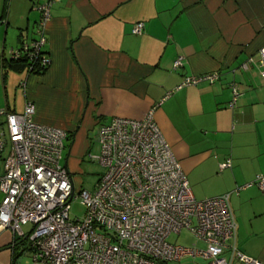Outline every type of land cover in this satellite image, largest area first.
Returning <instances> with one entry per match:
<instances>
[{"label": "crops", "instance_id": "crops-1", "mask_svg": "<svg viewBox=\"0 0 264 264\" xmlns=\"http://www.w3.org/2000/svg\"><path fill=\"white\" fill-rule=\"evenodd\" d=\"M39 1L0 0V108L19 113L29 101L36 121L65 130L68 170L88 153L90 128L142 119L156 107L194 197L230 193L264 174V79L240 68L264 46V0H60L46 26L50 65L29 74L23 61L10 66L5 52L35 37ZM137 22L144 31L133 35ZM179 56L183 66L174 69ZM213 71L216 83L173 91L185 76ZM9 72L26 82L19 97L10 95ZM231 83L240 92L234 108ZM230 205L237 248L264 264V191L254 184L232 192ZM25 240L1 231L0 264H19Z\"/></svg>", "mask_w": 264, "mask_h": 264}, {"label": "built area", "instance_id": "built-area-1", "mask_svg": "<svg viewBox=\"0 0 264 264\" xmlns=\"http://www.w3.org/2000/svg\"><path fill=\"white\" fill-rule=\"evenodd\" d=\"M59 1L35 4V37L8 51V60L23 61L29 74L50 65L44 50L46 26ZM143 31V22L131 28L133 35ZM182 66L179 56L173 68ZM250 67L264 79V46L240 65L243 70ZM219 78L218 71L185 76L173 91L214 84ZM20 85L25 89L26 82ZM230 89L229 105L234 108L240 92L235 83ZM155 109L142 119L114 117L98 126L95 140L101 151L91 160L104 166L105 173L93 192H76L71 173L62 165L66 131L36 121L29 101L19 113L0 108V232L9 230L28 240L33 264H180L184 259L193 260L191 264H262L237 248L230 196L254 184L264 191V174L230 193L196 200L155 121ZM230 166L227 160L219 171ZM73 198L86 208L82 219L70 218ZM24 226L31 228L27 232ZM182 230L202 246L167 242L170 234Z\"/></svg>", "mask_w": 264, "mask_h": 264}, {"label": "rangeland", "instance_id": "rangeland-1", "mask_svg": "<svg viewBox=\"0 0 264 264\" xmlns=\"http://www.w3.org/2000/svg\"><path fill=\"white\" fill-rule=\"evenodd\" d=\"M6 23H3V28ZM1 28L2 37L0 40V43L2 44L3 35H4V29ZM11 47H7V50ZM17 48V47H12ZM2 48L0 46V54ZM5 56L9 58L8 54L5 52ZM26 74V72H25ZM24 74V75H25ZM35 74V73H33ZM22 77V74L16 73V72H9V77L7 79L8 82V89L10 92V95L17 94L19 97V94L22 92V86L20 85L23 83V81H19V79ZM0 81H1V70H0ZM88 139H89V146H88V153L85 152L81 158L77 166L75 165V169H72L71 167L69 172H72V178L75 184V190L76 192L80 191L81 189L87 190L90 192H93L96 189V186L102 176L105 173V167L102 166L100 163L92 161L91 156H96L100 153V144L95 140V134H96V127H92L87 131ZM67 154V150L64 152V157L62 160V165L65 163V157ZM196 200H200L197 196H195ZM70 218L72 220H78L82 219L85 215L86 208L85 206L80 202V199L73 198L70 201ZM24 230L27 232L30 230V226H24ZM167 242L173 245H181L190 247L193 246V244L197 243V240L194 238L193 235L190 234L187 230H182L180 233H173L170 234L167 238ZM198 246H202L201 242L197 243ZM28 240H25L23 242V245L20 246V253H19V264H33L32 257L30 250H28ZM193 260L190 259H184L180 262V264H191ZM201 264H204V261H199Z\"/></svg>", "mask_w": 264, "mask_h": 264}, {"label": "trees", "instance_id": "trees-1", "mask_svg": "<svg viewBox=\"0 0 264 264\" xmlns=\"http://www.w3.org/2000/svg\"><path fill=\"white\" fill-rule=\"evenodd\" d=\"M7 61L10 66H13V65L18 66L22 62V61H12V60H7ZM22 64L24 65V63ZM45 70L46 69H43L42 71H36L35 74H43Z\"/></svg>", "mask_w": 264, "mask_h": 264}, {"label": "water", "instance_id": "water-1", "mask_svg": "<svg viewBox=\"0 0 264 264\" xmlns=\"http://www.w3.org/2000/svg\"><path fill=\"white\" fill-rule=\"evenodd\" d=\"M65 166H66V162H65Z\"/></svg>", "mask_w": 264, "mask_h": 264}]
</instances>
